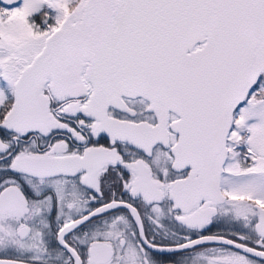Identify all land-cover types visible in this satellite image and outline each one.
Returning a JSON list of instances; mask_svg holds the SVG:
<instances>
[{
  "label": "snow or ice",
  "instance_id": "6c2138e0",
  "mask_svg": "<svg viewBox=\"0 0 264 264\" xmlns=\"http://www.w3.org/2000/svg\"><path fill=\"white\" fill-rule=\"evenodd\" d=\"M0 264H264V0H0Z\"/></svg>",
  "mask_w": 264,
  "mask_h": 264
}]
</instances>
